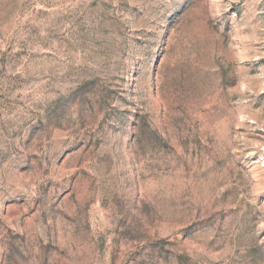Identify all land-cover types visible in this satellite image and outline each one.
Masks as SVG:
<instances>
[{
	"label": "rangeland",
	"instance_id": "obj_1",
	"mask_svg": "<svg viewBox=\"0 0 264 264\" xmlns=\"http://www.w3.org/2000/svg\"><path fill=\"white\" fill-rule=\"evenodd\" d=\"M0 264H264V0H0Z\"/></svg>",
	"mask_w": 264,
	"mask_h": 264
}]
</instances>
